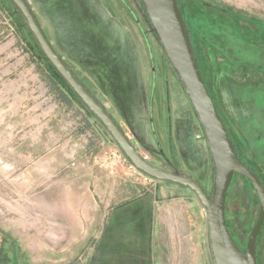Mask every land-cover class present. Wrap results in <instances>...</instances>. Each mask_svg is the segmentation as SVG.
Returning a JSON list of instances; mask_svg holds the SVG:
<instances>
[{
    "label": "rangeland",
    "instance_id": "rangeland-1",
    "mask_svg": "<svg viewBox=\"0 0 264 264\" xmlns=\"http://www.w3.org/2000/svg\"><path fill=\"white\" fill-rule=\"evenodd\" d=\"M100 3L115 7L112 16L123 34L109 30L105 15L94 29L101 41L71 47L70 58L57 47L55 22L47 27L38 19L62 60L142 156L160 170L192 178L211 196L215 173L206 134L144 5ZM177 3L203 80L232 127L229 88L264 107V0ZM80 7L76 33L87 38L91 9ZM1 15L9 27L0 24V264H213L206 213L195 194L133 168L50 74L9 0L0 2ZM129 47L133 57L123 52ZM83 48L88 59L78 62ZM235 146L264 184L263 159L241 142ZM227 199V223L244 251L259 199L241 176L233 178ZM136 200L146 202L129 203ZM262 242L264 225L256 250Z\"/></svg>",
    "mask_w": 264,
    "mask_h": 264
},
{
    "label": "water",
    "instance_id": "water-1",
    "mask_svg": "<svg viewBox=\"0 0 264 264\" xmlns=\"http://www.w3.org/2000/svg\"><path fill=\"white\" fill-rule=\"evenodd\" d=\"M9 1L17 10L45 59L71 88L88 112L93 114L99 124L113 138L129 164L147 178L189 189L195 194L206 213L213 264H257V239L264 225V184L260 177L248 169L237 156L226 125L203 80L177 0H141V2L165 55L182 83L206 134L215 173L211 197L207 195L204 187L192 178L160 170L149 163L106 108L95 99L89 89L71 72L65 61L59 57L27 1ZM235 174L245 177L253 185L260 205L256 226L249 236L244 254L232 239L226 225V197Z\"/></svg>",
    "mask_w": 264,
    "mask_h": 264
},
{
    "label": "crops",
    "instance_id": "crops-1",
    "mask_svg": "<svg viewBox=\"0 0 264 264\" xmlns=\"http://www.w3.org/2000/svg\"><path fill=\"white\" fill-rule=\"evenodd\" d=\"M8 0H0V2H4ZM30 5L31 9L34 12L38 22V16L41 20H43L47 27L53 22H55L53 30L55 41L57 43V47L61 49L62 53L68 55L70 58L73 55L70 51L71 47L76 46H85L84 41L91 39L92 42H100V38L94 32L96 29V25L101 21L105 15L108 16V28L111 32L115 33L116 37H120L123 32L121 26L118 24L115 17L112 16V11H114L115 7H104L100 0H26ZM85 3L87 7H90V17L89 20L92 23L93 30L89 31V35L87 38L83 36L86 33H76V29L78 30V26L81 25V20L79 18L80 6ZM4 6V5H3ZM118 12V10H117ZM8 14V13H7ZM92 15V17H91ZM95 20L97 23L95 24ZM41 25V22H39ZM1 27L8 26L7 17L1 15L0 20ZM53 26V25H51ZM42 27V25H41ZM5 28V29H7ZM43 29V27H42ZM7 31V30H6ZM83 34V35H82ZM131 37L128 33L127 41L131 45ZM52 45L54 42L52 41ZM132 46V45H131ZM133 47V46H132ZM80 48V47H79ZM84 49V48H83ZM123 52L126 53L128 57H133L134 49L129 47V50L123 49ZM85 49L82 52L77 53L78 59H88L86 56ZM88 55V54H87ZM71 60H73L71 58ZM74 61V60H73ZM75 62V61H74ZM80 62V60L78 61ZM77 62V63H78ZM228 105L231 106L230 111H232V120H234L233 126H229V122L224 115V122L226 123L227 129L234 133V141L235 144L241 142L246 146L248 150V154L256 155L258 158L263 159L264 163V107L261 105H255L251 100V96L238 95V92H235V89H228ZM241 93V92H239ZM244 98L250 99V101L243 100ZM241 100V101H240ZM252 102V103H251ZM255 102V101H254ZM247 104V106H243L242 104ZM222 112V111H221ZM222 116V115H221ZM264 166V164H263ZM146 202L144 200H136L134 202ZM127 204V203H126ZM259 261L260 264H264V242H262V247L259 249Z\"/></svg>",
    "mask_w": 264,
    "mask_h": 264
},
{
    "label": "trees",
    "instance_id": "trees-1",
    "mask_svg": "<svg viewBox=\"0 0 264 264\" xmlns=\"http://www.w3.org/2000/svg\"><path fill=\"white\" fill-rule=\"evenodd\" d=\"M9 2H10V1H9ZM10 3H11V2H10ZM27 3H28V2H27ZM11 5H12V3H11ZM12 6H13V5H12ZM29 6H30V5H29ZM179 7H180V9H181V6H179ZM13 8H14V7H13ZM30 8H31V7H30ZM14 10H15V8H14ZM15 12H16V14L18 15V17H19V19H20V23H21L20 26H21L22 30H23V31H26V32L28 33V35L31 37L32 42H33V46H34V48L36 49V52L38 53V55H39L41 61H42L43 63H45V65L47 66V69L49 70L50 74H53V76H55V78L57 79V81L59 82V84L61 85V87H63L64 89H66V90L68 91V93L71 95V97H72L74 100H76V101L78 102V104L80 103V104L83 106V108L88 112V110L84 107V105L81 103V101H80L79 99H77V97L75 96V94L73 93V91L71 90V88L67 86V84L61 79V77L59 76V74H57L56 71L53 69L52 65L49 64V62L45 59V57H44V55L42 54L40 48H38L37 44L35 43V41H34V39H33V36H31L30 32L28 31L27 27L25 26V24L23 23L21 17L19 16L17 10H15ZM181 13H182V16H183V11H182V9H181ZM36 19H37V18H36ZM37 21H38V20H37ZM58 55H59V54H58ZM59 57L62 59V56H61V55H59ZM65 63L67 64V66H68V68L71 70V72L75 74V76L77 77V79H79L80 82H82L81 79H80V77H79V74H78V73H75V72L69 67V65H68V63H67L66 61H65ZM198 66H199V64H198ZM200 70H201V68H200ZM82 84L84 85L83 82H82ZM84 86H85V85H84ZM89 91H90V90H89ZM91 93H92V92H91ZM92 94H93V93H92ZM93 96L95 97L94 94H93ZM95 99H97V98L95 97ZM97 100L99 101V99H97ZM99 103L101 104L100 101H99ZM101 105H102V104H101ZM102 106H103V105H102ZM103 107H104V106H103ZM88 114H89L90 117H94L93 114H91L90 112H88ZM94 119H96V118L94 117ZM96 121H97V120H96ZM251 171H252V170H251Z\"/></svg>",
    "mask_w": 264,
    "mask_h": 264
},
{
    "label": "flooded vegetation",
    "instance_id": "flooded-vegetation-1",
    "mask_svg": "<svg viewBox=\"0 0 264 264\" xmlns=\"http://www.w3.org/2000/svg\"><path fill=\"white\" fill-rule=\"evenodd\" d=\"M185 24H186V22H185ZM187 28V27H186ZM154 90V89H153ZM153 95H154V92H153ZM151 97H152V94H151ZM152 100H153V97L151 98V100H150V106H149V109L148 110H150V117H151V119H152V116H153V106H152ZM219 111V110H218ZM220 114V113H219ZM220 117H221V115H220ZM221 119H222V117H221ZM223 120V119H222ZM224 121V120H223ZM225 123V122H224ZM225 125H226V123H225ZM226 128H227V126H226ZM227 131H228V129H227ZM228 133H229V131H228ZM229 135H230V138H231V140H232V143H233V146H235V143L233 142V139H232V137H231V133H229ZM208 143V142H207ZM235 150H236V153H237V156H238V158L239 159H241V157L238 155V151H237V146H235ZM211 152V151H210ZM242 160V162L246 165V167L248 168V169H250V170H252V172H255L258 176H259V173L254 169V168H251L243 159H241ZM214 164V163H213ZM241 176V175H240ZM239 175H234V177H240ZM233 177V178H234ZM241 177H243V176H241ZM260 177V176H259ZM243 178H245V177H243ZM246 179V178H245ZM261 179V178H260ZM233 180V179H232ZM232 182V181H231ZM231 184V183H230ZM251 184V183H250ZM263 184V183H262ZM230 186V185H229ZM206 191V190H205ZM207 193V192H206ZM228 194H229V190H228V193H227V197H226V199L228 198ZM257 195V194H256ZM209 197H211V196H209ZM228 200V199H227ZM226 204H227V202H226ZM225 210H226V207H225ZM226 212V211H225ZM227 213V212H226ZM226 225L228 226V230H229V233L231 234V236H232V239H234V241H235V243H236V245H237V247L239 248V250L240 251H242L243 252V254L244 253H246V249L243 251L242 250V248L239 246V244L237 243V241H236V239L233 237V235H232V233H231V231H230V225H228V223H227V218H226ZM254 229V228H253ZM248 244V243H247ZM257 246V245H256ZM247 247V246H246ZM257 251V264H260V261H259V255H260V251H259V249H257L256 250Z\"/></svg>",
    "mask_w": 264,
    "mask_h": 264
},
{
    "label": "built area",
    "instance_id": "built-area-1",
    "mask_svg": "<svg viewBox=\"0 0 264 264\" xmlns=\"http://www.w3.org/2000/svg\"><path fill=\"white\" fill-rule=\"evenodd\" d=\"M133 168H135V167H133ZM136 169V168H135ZM149 178V177H148Z\"/></svg>",
    "mask_w": 264,
    "mask_h": 264
}]
</instances>
